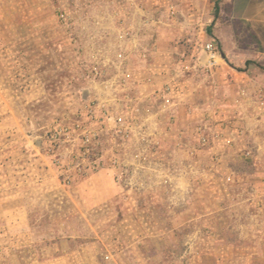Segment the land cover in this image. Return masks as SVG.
I'll return each mask as SVG.
<instances>
[{
    "label": "rangeland",
    "instance_id": "obj_1",
    "mask_svg": "<svg viewBox=\"0 0 264 264\" xmlns=\"http://www.w3.org/2000/svg\"><path fill=\"white\" fill-rule=\"evenodd\" d=\"M255 50L228 0H0V264H264Z\"/></svg>",
    "mask_w": 264,
    "mask_h": 264
},
{
    "label": "crops",
    "instance_id": "obj_2",
    "mask_svg": "<svg viewBox=\"0 0 264 264\" xmlns=\"http://www.w3.org/2000/svg\"><path fill=\"white\" fill-rule=\"evenodd\" d=\"M230 17L244 24L255 41V59L264 66V0H228ZM220 44L223 46L222 39Z\"/></svg>",
    "mask_w": 264,
    "mask_h": 264
},
{
    "label": "built area",
    "instance_id": "obj_3",
    "mask_svg": "<svg viewBox=\"0 0 264 264\" xmlns=\"http://www.w3.org/2000/svg\"><path fill=\"white\" fill-rule=\"evenodd\" d=\"M204 52L206 54V61L209 65L216 61V58L220 56L217 52L216 45L213 42H206L204 46ZM168 87H166L167 89ZM121 120V118H119Z\"/></svg>",
    "mask_w": 264,
    "mask_h": 264
},
{
    "label": "water",
    "instance_id": "obj_4",
    "mask_svg": "<svg viewBox=\"0 0 264 264\" xmlns=\"http://www.w3.org/2000/svg\"><path fill=\"white\" fill-rule=\"evenodd\" d=\"M223 55V54H222Z\"/></svg>",
    "mask_w": 264,
    "mask_h": 264
}]
</instances>
